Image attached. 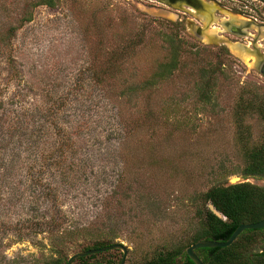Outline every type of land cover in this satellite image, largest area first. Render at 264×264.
<instances>
[{"label": "rangeland", "instance_id": "1", "mask_svg": "<svg viewBox=\"0 0 264 264\" xmlns=\"http://www.w3.org/2000/svg\"><path fill=\"white\" fill-rule=\"evenodd\" d=\"M197 1L0 0V264H56L99 239L143 264L193 233L197 195L264 187L224 174L264 144L241 107L264 97V4ZM220 64L204 106L203 70Z\"/></svg>", "mask_w": 264, "mask_h": 264}, {"label": "trees", "instance_id": "2", "mask_svg": "<svg viewBox=\"0 0 264 264\" xmlns=\"http://www.w3.org/2000/svg\"><path fill=\"white\" fill-rule=\"evenodd\" d=\"M174 48V58L172 64L168 66L171 69L177 68L178 65L180 46L175 44ZM226 54H228L227 51ZM220 70L221 64L218 67L203 70L202 83L198 88L201 95L199 101L204 106L212 102V92L216 87L215 77ZM241 107L246 111L257 113L264 121V97L255 95L253 100L242 102ZM245 157L244 168L226 173V168L223 166L220 171H226L224 174H228V176L240 174L245 179L264 178V144L251 150L245 149ZM194 202H198L199 206L196 212L197 225L196 229H192L193 233L179 245L163 247L143 264H195L187 255V249L192 245L201 241H228L240 225L264 220V187L249 181L235 184L227 181L218 182L206 192L197 195ZM210 205H213L225 216L226 220L217 217L210 210ZM259 237H264V229L246 230L229 247L198 249L196 254L204 264H264V249L258 252H255L254 249ZM114 244L113 239H99L93 245L86 247L85 251L101 249ZM112 251L120 252L119 250ZM112 251L86 256L74 263L115 264L113 259L108 258ZM57 253L58 258L55 263L67 264L68 260L65 259V256L61 252Z\"/></svg>", "mask_w": 264, "mask_h": 264}, {"label": "water", "instance_id": "3", "mask_svg": "<svg viewBox=\"0 0 264 264\" xmlns=\"http://www.w3.org/2000/svg\"><path fill=\"white\" fill-rule=\"evenodd\" d=\"M192 1H194V3H196L198 5L200 4V2L197 0H192ZM260 71L262 74H264V68L261 67ZM209 208L217 217H219L222 220H226V217L223 216L219 211H217L213 205H210ZM262 229H264V220L261 222H258V223H253V224H242L234 231V233L232 234V236L230 237V239L228 241H221V242H218V241H201V242H198L197 244L192 245L191 247H189L187 249V255L195 264H204L203 261L196 254V250L205 249V248L212 249V248L229 247L246 230H262ZM112 250H121L123 252V257H122L120 264H125L126 260H127V256H128V248L126 246H124L123 244H114V245H110L108 247H104L101 249L90 250V251L78 253L76 255H73L68 260L67 264H73L74 261H76L80 258L86 257V256H90V255L97 254V253H104V252L112 251Z\"/></svg>", "mask_w": 264, "mask_h": 264}, {"label": "flooded vegetation", "instance_id": "4", "mask_svg": "<svg viewBox=\"0 0 264 264\" xmlns=\"http://www.w3.org/2000/svg\"><path fill=\"white\" fill-rule=\"evenodd\" d=\"M183 1H186V2H189V3H192L193 5H197L196 3H194V1H192V0H183ZM260 2H262L263 4H264V0H259ZM230 30H231V32L234 34V35H244L245 34V32H243V31H241V29H239V27H235V26H233V27H231L230 28ZM263 33V32H262ZM261 33V34H262ZM260 62H259V69L262 67V68H264V56L262 57V56H260ZM260 73H261V71H260ZM262 74V73H261ZM262 75H264V74H262Z\"/></svg>", "mask_w": 264, "mask_h": 264}, {"label": "bare ground", "instance_id": "5", "mask_svg": "<svg viewBox=\"0 0 264 264\" xmlns=\"http://www.w3.org/2000/svg\"><path fill=\"white\" fill-rule=\"evenodd\" d=\"M204 5L206 6V4L204 3ZM206 8L208 9L209 7H208V5L206 6ZM205 8V9H206ZM211 15V14H210ZM230 20H232V22H236V23H240L241 25H243L244 27H248V26H250V24H248V22L249 21H247V20H245V19H243V18H239V17H235V16H232L231 17V19ZM230 23V22H229ZM229 23H227V24H229ZM241 27V26H240ZM240 29V28H239ZM244 29V28H243ZM263 31V30H262ZM263 36H264V32H263ZM208 41V40H207ZM234 51V50H233ZM240 52V51H239ZM247 54V53H246ZM245 54V55H246ZM248 56V55H247ZM245 59H247V61H248V58L245 56Z\"/></svg>", "mask_w": 264, "mask_h": 264}]
</instances>
